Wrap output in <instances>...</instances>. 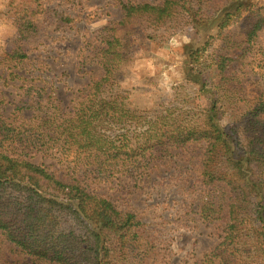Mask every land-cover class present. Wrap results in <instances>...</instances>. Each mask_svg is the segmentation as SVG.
Masks as SVG:
<instances>
[{"label":"trees","instance_id":"1","mask_svg":"<svg viewBox=\"0 0 264 264\" xmlns=\"http://www.w3.org/2000/svg\"><path fill=\"white\" fill-rule=\"evenodd\" d=\"M251 5L123 1L121 19L99 31L91 59L100 75L78 90L71 108L28 86L6 115L0 96V264H158L140 218L119 209L95 184L116 179L122 189H141L158 165L199 142L196 182L203 192L196 212L203 220H225L224 236L200 264H264V94L244 97L235 66L254 50L264 25V13L250 12ZM240 18L237 35L228 28ZM212 22L221 44L213 47L215 37L208 36L191 48L184 81L210 87L212 105L204 118L195 121L174 106L153 113L131 107L117 80L127 60V30L154 41L178 31L196 36ZM32 26L30 17L19 24L20 37ZM7 56V77H21L27 54ZM239 103L237 124L224 129L219 120ZM36 156L56 164L32 162ZM53 165L59 167L50 170ZM122 177L128 182L122 184Z\"/></svg>","mask_w":264,"mask_h":264},{"label":"rangeland","instance_id":"2","mask_svg":"<svg viewBox=\"0 0 264 264\" xmlns=\"http://www.w3.org/2000/svg\"><path fill=\"white\" fill-rule=\"evenodd\" d=\"M123 1L126 0H0V96L6 99L5 114L13 111V104L28 86L40 87L45 95L52 93L60 108H71L78 90L100 75L91 59L100 41L99 31L121 19ZM249 2L250 12L264 13V0ZM29 4L32 9L25 13ZM31 10L35 14L30 15ZM29 17L33 26L21 38L18 26ZM239 21L241 18L228 28L237 35L241 29ZM215 24L210 23L196 36L178 31L154 41L143 40L136 29L127 30V60L117 71V80L131 107L153 113L174 106L188 110L192 119L201 121L212 105L211 91L209 86L198 89L184 84L189 66L187 53L203 44L208 36L215 37L213 47L221 44ZM14 50L25 52L27 59L18 70L23 75L9 79L2 65L10 62L7 54ZM235 66L244 97L264 94V25L257 32L254 50L244 63ZM36 90L28 92L33 94ZM241 108L239 103L235 110L223 115L220 126L229 128L234 120L237 124ZM202 151L203 143L199 142L178 155L175 153L151 171L149 182L140 184L141 189H122L116 179L113 183L95 184L97 192L119 209L134 212L140 218V231L156 245L158 264H200L224 236L225 220H203L196 212V200L203 192L196 182ZM31 161L56 164L55 160L40 156ZM54 167L59 165L50 170ZM122 180V184L128 182L127 178ZM256 200H252L253 213Z\"/></svg>","mask_w":264,"mask_h":264}]
</instances>
